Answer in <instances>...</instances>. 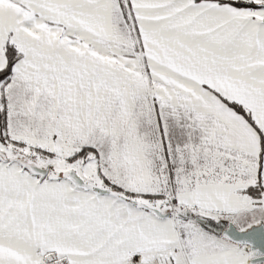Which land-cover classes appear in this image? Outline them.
Listing matches in <instances>:
<instances>
[{
  "label": "snow or ice",
  "instance_id": "1",
  "mask_svg": "<svg viewBox=\"0 0 264 264\" xmlns=\"http://www.w3.org/2000/svg\"><path fill=\"white\" fill-rule=\"evenodd\" d=\"M0 264H264V0H0Z\"/></svg>",
  "mask_w": 264,
  "mask_h": 264
}]
</instances>
